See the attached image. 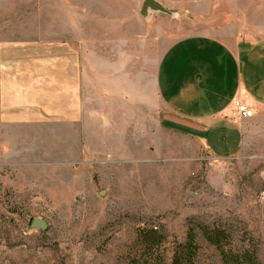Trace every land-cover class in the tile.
Listing matches in <instances>:
<instances>
[{
    "label": "rangeland",
    "instance_id": "1",
    "mask_svg": "<svg viewBox=\"0 0 264 264\" xmlns=\"http://www.w3.org/2000/svg\"><path fill=\"white\" fill-rule=\"evenodd\" d=\"M103 1L110 0H3L0 46L77 43L84 15L88 39L98 24L102 39L95 16H133L128 50L119 46L117 57L108 48L103 52L112 61L127 57L138 75L152 74L161 52L184 36L264 38V0H201L154 13L161 16L151 24L139 7H106ZM6 58L0 55V63ZM155 123L114 128L105 137L68 136L60 124H0V264H133L144 255L139 231L154 227L166 239L165 264L192 228L196 264H222L199 227L228 230L236 250L257 246L264 264V115L247 125L244 149L231 159H218L194 139ZM104 139L108 148L100 151ZM78 142L89 150H74ZM35 219L46 221L48 230L31 229Z\"/></svg>",
    "mask_w": 264,
    "mask_h": 264
},
{
    "label": "crops",
    "instance_id": "2",
    "mask_svg": "<svg viewBox=\"0 0 264 264\" xmlns=\"http://www.w3.org/2000/svg\"><path fill=\"white\" fill-rule=\"evenodd\" d=\"M145 1L103 2L106 7H139L143 21L151 24L161 15L143 16ZM154 1L172 12L201 0ZM94 18L101 21L102 39L99 24L94 39H88L84 15L77 43L0 46V55L8 57L0 63V124L25 128L60 124L68 136L105 137L111 129L143 127L154 118L160 129L194 139L218 159L243 151L247 125L264 115V38L234 33L227 42L212 33L184 36L161 52L152 74L136 75L127 57L126 62L112 61L103 52L108 48L117 57L119 46L128 50L134 41L135 17ZM120 33L126 36L119 37ZM236 103L246 105L255 116L241 117ZM107 143L102 140L98 150H107ZM84 144L78 142L80 148L74 150H89Z\"/></svg>",
    "mask_w": 264,
    "mask_h": 264
},
{
    "label": "trees",
    "instance_id": "3",
    "mask_svg": "<svg viewBox=\"0 0 264 264\" xmlns=\"http://www.w3.org/2000/svg\"><path fill=\"white\" fill-rule=\"evenodd\" d=\"M158 227L141 229L138 243L142 247L143 259L133 260V264H165L163 247L166 239L158 233ZM204 239L213 246L221 257L222 264H262L258 258L257 246L236 250L232 234L221 227H199ZM199 247L196 243L195 229H190L187 243L180 245L171 264H196Z\"/></svg>",
    "mask_w": 264,
    "mask_h": 264
},
{
    "label": "water",
    "instance_id": "4",
    "mask_svg": "<svg viewBox=\"0 0 264 264\" xmlns=\"http://www.w3.org/2000/svg\"><path fill=\"white\" fill-rule=\"evenodd\" d=\"M152 13H169L164 7L155 2L154 0H146L142 9V15L148 17ZM31 229H40L47 231L48 223L42 219H35L31 222Z\"/></svg>",
    "mask_w": 264,
    "mask_h": 264
},
{
    "label": "built area",
    "instance_id": "5",
    "mask_svg": "<svg viewBox=\"0 0 264 264\" xmlns=\"http://www.w3.org/2000/svg\"><path fill=\"white\" fill-rule=\"evenodd\" d=\"M236 107L239 115L245 119H251L255 116L254 111L250 110L246 105L236 103Z\"/></svg>",
    "mask_w": 264,
    "mask_h": 264
}]
</instances>
